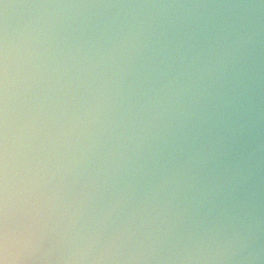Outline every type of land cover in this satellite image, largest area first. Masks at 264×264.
<instances>
[{
	"label": "clouds",
	"instance_id": "1",
	"mask_svg": "<svg viewBox=\"0 0 264 264\" xmlns=\"http://www.w3.org/2000/svg\"><path fill=\"white\" fill-rule=\"evenodd\" d=\"M0 264H264V0H0Z\"/></svg>",
	"mask_w": 264,
	"mask_h": 264
}]
</instances>
